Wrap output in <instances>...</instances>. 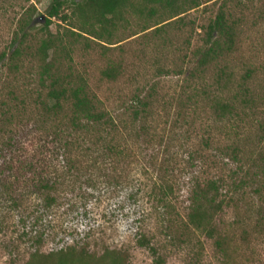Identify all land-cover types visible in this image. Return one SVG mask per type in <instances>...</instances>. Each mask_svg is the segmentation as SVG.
<instances>
[{
  "label": "rangeland",
  "instance_id": "374dc122",
  "mask_svg": "<svg viewBox=\"0 0 264 264\" xmlns=\"http://www.w3.org/2000/svg\"><path fill=\"white\" fill-rule=\"evenodd\" d=\"M224 1L200 0L181 21L137 0L108 25L102 39L80 31L81 18L72 8L64 11L65 21L53 19V35L66 29L78 34L63 43L69 55L57 54L61 69L66 74L71 68L75 80L82 77L114 121L115 127H96L85 135L68 122V108L50 120L40 114L37 58L21 56L15 72L3 66L20 20L33 7L34 20L46 19L32 26L29 43L44 37L51 0H0V106L13 100L22 116L18 128L0 121V264H27L33 253L70 247L97 256L107 248L121 249L128 264L160 259L163 264H264V0L225 2L234 26L232 48L224 46L201 78L184 88L206 46V27ZM108 68L116 69L114 79L103 76ZM221 70L229 80L218 86ZM247 72L251 75L244 79ZM150 93L148 120L132 123L126 108L136 95ZM214 98L253 103L240 107L238 117L219 122L211 108ZM12 132L21 156L6 150ZM9 163L14 170L5 169ZM22 163L36 165L57 184L52 206L31 185L37 171L19 169ZM233 172L246 182L237 191ZM209 180L223 182L215 237L187 223L193 185ZM9 183L12 189L5 188ZM141 234L156 256L137 244Z\"/></svg>",
  "mask_w": 264,
  "mask_h": 264
},
{
  "label": "trees",
  "instance_id": "16d2710c",
  "mask_svg": "<svg viewBox=\"0 0 264 264\" xmlns=\"http://www.w3.org/2000/svg\"><path fill=\"white\" fill-rule=\"evenodd\" d=\"M38 1V0H37ZM137 0H83L78 2L77 0H51L50 5L46 9L47 22L41 28L44 32V37L40 39L36 45H31L29 42V33L32 30V23L36 9L27 10L19 22L17 38L13 41V46L10 50L9 60L4 63V68L10 72H15L20 69L18 60L21 56L26 55L32 58H37L39 82L37 98L35 99L36 107L40 114L48 120L53 116L58 117L59 112H63L68 108V112L65 113L68 122L73 126L77 133L91 132L93 128H100V131H106L108 127L114 125L113 119L103 112L100 102L97 98L90 94L86 81L79 77L75 80L72 69H68V73H64L61 69V61L57 60V54L59 52L64 53L66 46H63L66 37L69 34L77 35L73 30H65L64 32H58L53 35L49 31V27L53 19L65 21L67 15L64 11L68 8H72V13L79 15L81 18L79 29L81 32L90 35L96 39H102L104 31L107 30L108 25H115L118 19H121L125 9L129 5H133V2ZM139 1V0H138ZM142 1V0H141ZM146 2L158 5L160 8L167 9L171 12V19L179 18L182 15L189 13L190 11L200 7V0H145ZM235 0H225L224 5L220 9L216 18L206 27L205 48L200 49L198 52V60L196 61L195 68L188 73L185 79L186 88L191 81L200 79L202 73L206 68L212 64L224 50H230L234 43V26L230 24L226 17L224 8L227 3ZM154 13L150 11V15ZM183 21V18H179ZM161 23L156 24V26ZM163 26L156 29L159 31ZM74 28V27H72ZM149 30L146 29V31ZM82 36V34H79ZM53 54L50 57V54ZM69 55L68 52H65ZM6 58V54L1 55V62ZM183 72H178L177 75H181ZM117 71L115 68H108L103 71V76L107 79H114ZM251 72H247L244 79H248ZM229 80L228 74L223 70L217 75L216 84L220 86L222 82ZM14 98V95L11 94ZM153 97L150 93L145 97L136 95L131 104L126 108L130 113L132 123H138L141 120H148L149 110L151 108V102L149 99ZM188 100H192V97H188ZM10 104L3 103L0 106V121L7 125L21 127L22 124H17V119L21 118L20 109L18 105L10 101ZM253 103L252 100L243 99L237 101L234 98L232 101L219 100L214 98L211 100V108L215 113L216 119L221 122L227 119L231 120L234 117H238L240 107H250ZM41 109V111H40ZM18 115V118H16ZM115 127V125L113 126ZM18 128V127H17ZM112 128V127H111ZM146 128H144L145 130ZM10 139L6 143V150H10L12 153H18L22 151L21 146L17 145V139L15 132L9 135ZM113 152L114 149H110ZM21 156V155H20ZM232 156L238 160V154L236 150H232ZM45 159V158H44ZM48 164L46 163L47 167ZM19 169L29 170L34 174L31 178V185L34 187L35 192L43 196L47 205L50 207L56 199L52 195L56 191V183L50 177L42 175L33 164L22 163L18 166ZM243 168V167H242ZM240 168V170H242ZM5 169L14 170L12 163L5 166ZM232 185L235 191L242 189L245 185V179L238 180V172H233ZM222 183L215 180H209L204 184L201 181H196L191 189L189 213L187 215V223L197 231L206 233L210 237H215V230L213 224V218L218 214L223 207V202L219 201L220 191L222 189ZM5 188L12 189V183L4 184ZM165 196V195H164ZM137 244L140 247L149 248L152 254L156 256V249L151 247L149 239L145 235H140L137 239ZM220 248L221 243L216 242ZM157 260V259H155ZM129 255L127 252L121 249H105L100 255L91 254L87 248H81L77 250L75 247L66 248L52 254H40L33 253L27 262V264H128ZM163 259L156 261V264H163Z\"/></svg>",
  "mask_w": 264,
  "mask_h": 264
},
{
  "label": "water",
  "instance_id": "95a60500",
  "mask_svg": "<svg viewBox=\"0 0 264 264\" xmlns=\"http://www.w3.org/2000/svg\"><path fill=\"white\" fill-rule=\"evenodd\" d=\"M45 17L44 16H42L41 18H38V19H35L34 21H33V23H32V26H35V25H37L38 23H40V22H45Z\"/></svg>",
  "mask_w": 264,
  "mask_h": 264
}]
</instances>
